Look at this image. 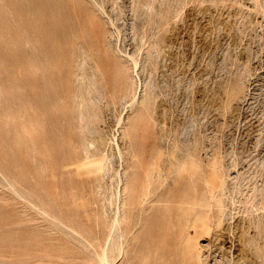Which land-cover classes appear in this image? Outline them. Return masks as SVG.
Listing matches in <instances>:
<instances>
[{
    "label": "rangeland",
    "instance_id": "rangeland-1",
    "mask_svg": "<svg viewBox=\"0 0 264 264\" xmlns=\"http://www.w3.org/2000/svg\"><path fill=\"white\" fill-rule=\"evenodd\" d=\"M83 1L0 0V264H264V0Z\"/></svg>",
    "mask_w": 264,
    "mask_h": 264
},
{
    "label": "bare ground",
    "instance_id": "bare-ground-1",
    "mask_svg": "<svg viewBox=\"0 0 264 264\" xmlns=\"http://www.w3.org/2000/svg\"><path fill=\"white\" fill-rule=\"evenodd\" d=\"M90 2L91 0H86V2ZM86 2H82V3H78V4H74L75 6H76V8L78 9V8H80L81 10L84 8L85 10H87V8H88V4L86 3ZM94 2V1H93ZM36 4V3H35ZM37 6V5H36ZM67 7H69V4L67 3ZM79 10V9H78ZM21 66H23V64H20ZM48 69L49 70H53V67H52V65H49V67H48ZM46 84H49V80H48V77H47V74H46ZM92 161H94V159H90V160H88V161H80V162H84V163H82V164H89L90 162H92ZM135 197H134V194L133 195H131L130 197H129V201H128V197H125L124 199H123V205L124 206H126L127 204H135L136 202H137V200L136 199H134ZM106 255V254H105ZM105 255H103V256H105ZM101 260H102V264H110V262L108 261V258L107 257H103V258H101Z\"/></svg>",
    "mask_w": 264,
    "mask_h": 264
}]
</instances>
